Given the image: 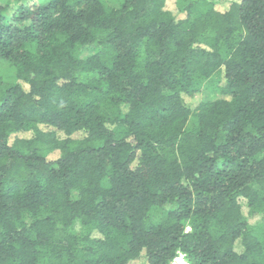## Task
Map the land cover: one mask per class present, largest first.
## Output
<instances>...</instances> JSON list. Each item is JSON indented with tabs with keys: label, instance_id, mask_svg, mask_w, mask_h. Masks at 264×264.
Listing matches in <instances>:
<instances>
[{
	"label": "trees",
	"instance_id": "obj_1",
	"mask_svg": "<svg viewBox=\"0 0 264 264\" xmlns=\"http://www.w3.org/2000/svg\"><path fill=\"white\" fill-rule=\"evenodd\" d=\"M166 1L0 6V264H264V0Z\"/></svg>",
	"mask_w": 264,
	"mask_h": 264
},
{
	"label": "rangeland",
	"instance_id": "obj_2",
	"mask_svg": "<svg viewBox=\"0 0 264 264\" xmlns=\"http://www.w3.org/2000/svg\"><path fill=\"white\" fill-rule=\"evenodd\" d=\"M11 1V0H10ZM110 3L115 4V0H109ZM216 3L217 9L221 12L225 11L230 7V5L234 2H239L240 0H212ZM6 0L4 2L0 1V6L3 7ZM25 3V2H24ZM13 3L9 6V11H11V8L13 7ZM178 3H176V0H167L166 1V10L172 12L174 15H178L177 13ZM179 16V15H178ZM182 16H179L181 18ZM90 52L86 51L83 53V57L89 55ZM0 78L4 82H13L15 78V69L13 66H11L9 63H5L0 61ZM214 80V79H213ZM212 87V89L210 88ZM219 87L218 80L215 79L214 83H209L204 85L198 93H196L188 102L195 104L198 102L213 100L215 98L219 97V92L216 90V88ZM214 88V89H213ZM246 213V210H245ZM160 215V212H156L154 214L155 219H157ZM251 224H254L255 222L250 221ZM72 231L75 234L82 233V227L78 222H76L73 227ZM133 264H140V263H133Z\"/></svg>",
	"mask_w": 264,
	"mask_h": 264
},
{
	"label": "built area",
	"instance_id": "obj_3",
	"mask_svg": "<svg viewBox=\"0 0 264 264\" xmlns=\"http://www.w3.org/2000/svg\"><path fill=\"white\" fill-rule=\"evenodd\" d=\"M170 264H188L186 256L179 253L178 256Z\"/></svg>",
	"mask_w": 264,
	"mask_h": 264
}]
</instances>
